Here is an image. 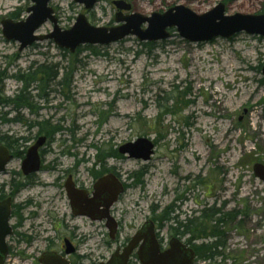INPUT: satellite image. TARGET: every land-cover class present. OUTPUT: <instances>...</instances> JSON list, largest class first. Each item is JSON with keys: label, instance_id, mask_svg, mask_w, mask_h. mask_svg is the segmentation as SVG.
Segmentation results:
<instances>
[{"label": "rangeland", "instance_id": "374dc122", "mask_svg": "<svg viewBox=\"0 0 264 264\" xmlns=\"http://www.w3.org/2000/svg\"><path fill=\"white\" fill-rule=\"evenodd\" d=\"M114 1L99 0L90 11L73 0H54L51 6L61 29L69 30L80 13L95 26L112 28L118 25ZM126 1L132 12L142 15L163 13L176 5L205 14L221 2L228 15L264 13V0ZM32 5L31 0H0V116H14L13 102L24 88L16 75L51 66L58 76L31 82L32 99L21 98L25 106L29 102L44 106L39 116L24 110L29 121L47 120L51 129L46 130L58 128L50 144V161L59 158L60 165L61 158L62 173L76 171V164L83 161L74 176L86 187L99 175L115 173L128 188L112 207L120 223L115 239L105 221L85 215L70 220L69 200L57 186L24 190L17 202L31 193L36 204L19 209L21 217L15 218H24L27 230L40 224L39 239L33 245L11 240L15 248L5 264H42L48 235L56 251L63 237L72 238L79 249L75 264H99L147 219L160 223V213L168 205L176 206L174 215L181 220L194 219L211 207L227 215L218 232L225 242L218 249L221 255L197 257L194 264H264V181L254 171L256 164L264 165V36L242 32L230 39L220 36L192 43L173 28L171 38L152 46L127 36L110 45H92V50L83 45L75 53L59 48L54 40L20 51L19 41L4 36L2 22L25 20ZM53 27L49 20L37 33L48 35ZM35 87L49 96L37 97ZM8 98L12 101L6 104ZM38 131L37 127L31 132ZM30 134L26 124L0 120V135L21 140ZM140 137L156 145L150 161L119 153L122 145ZM29 147L26 140L14 143L15 157L0 173V185L20 170ZM44 164L46 169L48 162ZM142 170L140 185L136 173ZM56 175L43 172L40 178L53 184ZM202 224L194 230L200 238L197 243L213 242V225L208 218ZM169 226L164 223L161 232L166 234ZM131 262L141 264L137 256Z\"/></svg>", "mask_w": 264, "mask_h": 264}, {"label": "water", "instance_id": "95a60500", "mask_svg": "<svg viewBox=\"0 0 264 264\" xmlns=\"http://www.w3.org/2000/svg\"><path fill=\"white\" fill-rule=\"evenodd\" d=\"M31 1L33 5L28 8V16L25 20L14 21L5 18L2 22L4 36L9 40L19 41L20 51L35 43L49 40H54L59 48L72 53H75L83 45H110L124 40L127 36H137L141 42L156 43L171 38L170 30L173 28H176L185 40L192 43L209 42L220 36L230 39L242 32L264 36V13L228 15L225 4L222 2L205 14H197L189 7L176 5L163 13L155 12L151 15H142L133 12L123 17L116 15L118 25L112 26V28L95 26L85 13H80L69 30H64L59 26V18L51 6V2L54 0ZM73 1L83 5L87 11L95 8L99 2V0ZM114 5L121 14L123 11L130 12L132 10V5L125 0H116ZM49 20L54 24V30L48 35L38 34V29ZM145 25L147 26L145 27ZM262 74H264V67ZM45 140L46 137H42L28 151L23 163V170L26 174L40 170L39 147ZM155 148L156 145L150 138L140 137L134 142L122 145L119 151L130 158L148 162L154 155ZM12 157L10 149L0 144V172H5ZM254 171L255 175L264 181V165L256 164ZM67 187L76 215L89 216L92 220H106L110 238L115 239L119 232V225L111 214V207L119 201V196L124 191L120 179L113 174L104 176L95 185L94 197L88 200H86V193L75 189L73 184H69ZM11 205L10 200L0 203V264H4L6 261L8 253L6 239L12 233ZM154 227V221L147 220L126 245L117 247L107 261H102L99 264H130L135 252L141 264H194L196 262L195 250L176 237L170 242V248L163 252ZM70 252L71 250L67 251V253ZM55 257L53 253H45L40 261L42 264H69L65 259L61 257L55 259Z\"/></svg>", "mask_w": 264, "mask_h": 264}, {"label": "flooded vegetation", "instance_id": "af4514ba", "mask_svg": "<svg viewBox=\"0 0 264 264\" xmlns=\"http://www.w3.org/2000/svg\"><path fill=\"white\" fill-rule=\"evenodd\" d=\"M113 4H114V2H113ZM133 12H132V10L130 12L123 11V13L121 14V13H119V10H118L116 15H119L120 17H123V16H125V15H127L129 13H133ZM28 90L21 91L19 93L20 95L17 96L15 101L13 102V106H14V110H13L14 116H13V118H7L6 117L5 120H4V118H1L0 120L3 121V122L5 121L6 123L14 122V123H17V124H20V123L21 124H26V127L29 130V134L30 133L31 134L28 135V136L20 137L21 140H19V141H25V140L28 141L29 144H30L29 150L31 149V147L33 145H35L37 142H39V140L42 137H46V140L42 144V146L39 147L40 148L39 149V155H40V159H41V167H40L39 171L30 173V174H26L25 170H23V163L26 160V157H27V154H28V152H27L26 155L21 159L22 160V165H21L20 170L15 171V173L13 174L11 179L6 180V181H2V183L0 185V203H2L4 201H7V200H10V203L12 204L11 205V213H10L11 214L10 224H11V228H12V233L6 239L7 246H8V253H7V256H6L7 257L6 261L9 259L10 255H13V251H14V248H15V246L13 247V245L11 243V240H14V239L16 241H20V240L25 241V240H27L30 245H33V243L37 239H39V237H38L39 234H37V230L41 226L40 224H39V227H38L37 224L35 223L33 225V227H29L30 230H27L26 228H24L25 219L24 218L23 219L15 218L16 215L21 217V213L19 212V209L24 211L27 207H32L34 204H36L34 202L35 196L33 197L31 195V193H29L30 195L28 197H26V199H24L22 202H19V203L17 202V198L23 193L24 190H33V188L36 187V186H39V187L41 186L42 188L46 187V186H52V187L57 186V188L59 190H61L62 195L65 198H67V200H69L70 209L72 211L70 220H72L74 217H78L79 215L78 214L76 215V213H75V211L73 210V207H72V200L70 199L69 190H68V187H67L69 184H73L75 189H78L80 191H84L86 193V200L92 199L94 197V193H95V189L94 188H95L96 183H98V181L101 178H103L104 176H107L108 174H113L116 177H118L120 179L123 187H124V191L120 194L119 198L125 193V191L128 188L126 180H124L123 177H121L120 175H117L115 173H108V174H105V175H99V176H97L96 179L95 178L93 179V183H92L91 187H88V186L86 187V185L82 181H80L79 179L75 178V176H74L76 171L80 169V165L82 164L83 161H79L76 164V168H77L76 171L67 170L66 172L62 173L63 170L60 169L61 168V158H60V165H59V158L58 159H54L53 161H50V158H49V155L51 153H53L50 150L51 149L50 144H51V141H52V138H53V135H54V134L53 135L50 134L51 130H46L45 129L46 127H49L48 129H51V126L49 125V121H47V120H41V121H37V122L36 121H31V120L29 121L25 116H23L22 112L24 110H28V112L31 113V115L39 116L40 112L44 109L43 105L37 106V105L33 104L32 102H29V105L27 104L26 106L23 104V102L21 101V98H22V100H24L23 96H27L28 95L29 96V100L32 99V96L30 95V93H28L29 92ZM35 90L37 92L36 96L41 98V99L46 98L47 97L46 95H48L45 92H40V89L36 88ZM10 119H13V120L11 121ZM47 125H49V126H47ZM37 127H38L39 131L37 133H35V134H32L31 131L34 128H37ZM6 147L8 149H10V151H11V153L13 155V157L11 158V161H12V159H14V157H15L14 149H12L11 147H8V146H6ZM119 153H120V151H119ZM63 154L66 155V152H64ZM46 161L48 162V167L45 169L44 168V165H45L44 163ZM7 166H6V169H7ZM43 172H48V173L50 172L53 175L57 174L56 177H55V182L53 184H49L47 182H42V180L40 178V175ZM56 198H58V197H56ZM120 199H119V201H120ZM54 204H56L55 205L56 206V210H58L59 208L57 207V201H55ZM85 205H86V203H85ZM112 207H111V214H112ZM172 207L176 208V206H172ZM205 210L206 209H203V210L199 211L200 214L196 215V217H200L201 218L200 226H203L202 222L204 223V220H206V218H204L205 217L204 216V211ZM81 216H84V215H81ZM112 216H113V214H112ZM14 219H16V221H13ZM189 219H192V218H189ZM147 220L154 221V224H155L154 229L156 230V236H157V239H159L161 250L163 252H165V250L170 248V242L172 241L173 238L176 237V238L180 239L184 244H187V246H189L190 248L194 249L195 252H196V258L198 257V254H197L198 253V249H196V247H197V245H200L203 242L197 243V240L200 239V238H198V236H196L197 235V231H196V233H193L192 229L189 228V231L186 233V235L185 236H181V235H176V234L171 233V228H170V230H168V232L166 234H163L161 232V228H163V227H160L159 222H157V221H155L154 219H151V218L147 219ZM67 221H68V219L66 220V222ZM92 221H98V220H92ZM100 221H105V225L107 227V221L106 220H100ZM57 222H60V221L57 220ZM117 222H118V225H119L120 223H119L118 220H117ZM204 228H206V227H204ZM139 229L137 230V232L139 231ZM118 230H119V226H118ZM46 240H47V248H46V250L44 252H42V254H41L42 256L45 253L46 254L47 253H51V254L53 253L57 258L61 257V258L65 259L66 261H68L69 264H75L74 258H75L76 255H79L78 254V250L79 249H78L77 245L73 242L72 238L69 237V235L62 238V243H61L62 246L60 247V249H58V251H56L55 248L52 247L53 244H52V242H50L51 237H49V235L46 237ZM129 240H128V242H129ZM68 250H71V252L67 253ZM133 256H137V253L135 252L133 254ZM41 257H40V259H41ZM56 257H55V259H56ZM40 259H39V261H40ZM5 262H4V264H5ZM130 262H131V260H130ZM130 264H132V262Z\"/></svg>", "mask_w": 264, "mask_h": 264}, {"label": "trees", "instance_id": "16d2710c", "mask_svg": "<svg viewBox=\"0 0 264 264\" xmlns=\"http://www.w3.org/2000/svg\"><path fill=\"white\" fill-rule=\"evenodd\" d=\"M146 45L148 46H152L154 45V43H149L146 42ZM84 48V47H82ZM82 48H79L78 50L81 51ZM85 48L87 49H91L92 48L90 46H86ZM53 68L50 66H46L45 64L40 66L39 69L37 71L34 72H28V75H21L18 74L15 77L19 80H21L24 84V88L22 89V91L28 90L30 88L31 82H37L38 80L44 81L46 80V78H52L55 79V77L58 76L59 72H53ZM40 77V79H38V77ZM49 79V80H50ZM35 88H39V87H35ZM12 101V99L8 98V100L5 102L6 104L10 103ZM4 118V120L6 119V115H2L0 116V119ZM11 121L13 119H10ZM58 128H52L50 134L52 133L55 134L57 132ZM18 143L19 139L13 138L12 136H6V135H0V144H4L8 147L13 148L14 143ZM138 176H137V175ZM135 175L137 176V180L136 182L138 184H143L144 183V175L145 172L142 170L139 173H136ZM176 208L172 207V206H165V208H163L162 212L160 213V227L164 226V223H170L169 228H171V233L176 234V235H181V236H185L186 233L189 231V228L192 229L193 233L194 230L196 228H198L200 226V217H196L194 219H189L188 217L185 218V220H181V218L179 217V215H174V213L176 212ZM204 218H208L209 223H211L213 225L212 230L214 231L212 237L215 238V240L213 242H208V243H202L200 245H197L196 249H198V257L200 259H214V258H218L221 253L218 251L219 246L224 245V241L221 240V237L219 235V229L221 224L224 225V223H226V216L225 214L222 213V211L220 209H217V211H215V208H206V210L204 211ZM218 233V234H217Z\"/></svg>", "mask_w": 264, "mask_h": 264}]
</instances>
